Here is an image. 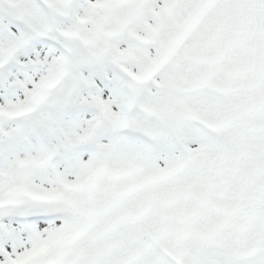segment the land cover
Masks as SVG:
<instances>
[{"label":"snow or ice","instance_id":"snow-or-ice-1","mask_svg":"<svg viewBox=\"0 0 264 264\" xmlns=\"http://www.w3.org/2000/svg\"><path fill=\"white\" fill-rule=\"evenodd\" d=\"M0 264H264V0H0Z\"/></svg>","mask_w":264,"mask_h":264}]
</instances>
